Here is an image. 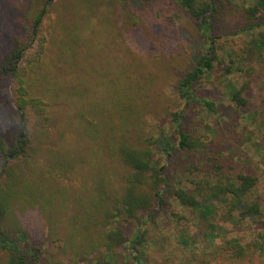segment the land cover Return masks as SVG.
I'll return each instance as SVG.
<instances>
[{"label":"rangeland","instance_id":"1","mask_svg":"<svg viewBox=\"0 0 264 264\" xmlns=\"http://www.w3.org/2000/svg\"><path fill=\"white\" fill-rule=\"evenodd\" d=\"M48 1L0 0V62L20 43L32 51L42 47L28 91L51 114L45 128L30 124L38 163L29 181L36 197L15 205L12 236L28 232L39 249L36 264H136L134 255L145 264H264V19L250 15L257 0H220L213 13L217 61L196 92L217 112L198 105L186 111V131L215 141L216 154L203 157L179 149L169 154L164 146L165 138L175 145L171 121L184 107L177 87L205 45L180 1ZM44 8L34 36L33 22ZM0 80V135L11 144L22 123L8 101L14 79ZM122 143L139 151L151 145L168 187L139 219L116 221L125 235L119 248L88 255L85 210L93 198L120 191L132 173L115 151ZM215 166L257 179L245 203L231 211L230 198L219 196L182 205L173 191L216 182ZM256 205L259 211L249 212ZM6 259L0 252V264Z\"/></svg>","mask_w":264,"mask_h":264},{"label":"trees","instance_id":"2","mask_svg":"<svg viewBox=\"0 0 264 264\" xmlns=\"http://www.w3.org/2000/svg\"><path fill=\"white\" fill-rule=\"evenodd\" d=\"M53 0H49L50 3ZM147 2L149 0H139ZM182 7L189 14V18L196 23V30L204 40V51L195 68L188 72L180 81L177 90L178 97L184 103L183 110L173 114L172 130L175 145L170 138H165V151L169 154L173 150L190 152L196 156L215 155L213 148L215 141L208 142L203 138L194 136L186 131L188 118L186 111L193 105L200 106L204 111L215 114L216 105L205 96L197 95L196 88L200 81L212 73L217 61V35L214 34L213 13L216 12L220 0H179ZM258 4L250 9V15L256 19L260 15L264 19V0H257ZM46 8L33 22V34L37 36ZM259 14V15H258ZM258 15V16H257ZM215 16V15H214ZM18 25H21L19 23ZM215 35V36H214ZM41 46L33 50L26 42L18 44L0 62V79L2 76L14 79L13 97L8 101L15 106L18 119L22 123L18 139L11 144L0 135V252L7 256L4 264H36L39 259V249L33 248L28 242V232L17 229V236H12L13 228L10 225L11 216L17 215L15 205L28 197H36L34 186L29 181V174L36 171L37 155L32 152V138L30 137V124L44 126L51 120L48 104L41 98L29 93L31 72L41 65ZM0 80V86L1 85ZM240 93L235 98L239 99ZM2 101V100H0ZM1 104V102H0ZM42 133V132H41ZM132 173L125 179V184L120 191L93 198L82 218L83 231L90 234L88 249L90 252L96 248H103L112 253L125 241V235L120 224L116 221L139 219L143 209L149 207L152 201H162L166 189L164 167L153 159L151 145L145 151L130 150L128 145L122 143L115 149ZM213 180L198 182L195 188L188 191L184 188L175 189L174 196L182 205L196 207L200 201L207 202L214 197H229V210H236L243 205L244 195L249 193L256 185L257 179L251 175L231 176L223 171L222 166H215ZM199 170L198 165L189 170L195 176ZM141 183L151 190L150 195H145ZM106 192V191H102ZM112 203L111 205L109 204ZM259 211V207L251 206L249 212ZM19 215V214H18ZM21 216V215H20ZM18 216H16L17 218ZM140 232V231H138ZM140 237V236H138ZM260 251L264 253V236H260ZM114 254V253H113ZM136 264H145L144 258L134 255Z\"/></svg>","mask_w":264,"mask_h":264}]
</instances>
